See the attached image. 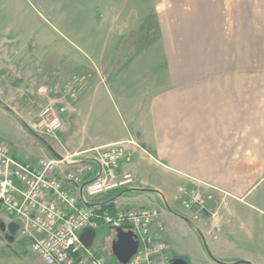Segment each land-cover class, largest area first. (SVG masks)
Returning <instances> with one entry per match:
<instances>
[{
    "label": "crops",
    "instance_id": "0c3cea01",
    "mask_svg": "<svg viewBox=\"0 0 264 264\" xmlns=\"http://www.w3.org/2000/svg\"><path fill=\"white\" fill-rule=\"evenodd\" d=\"M48 7L47 13L53 18L63 14L58 19L64 21L66 37L85 46L82 60L113 61V53L97 46L137 43L136 34L152 12L158 13L162 44L189 43L172 40L182 38L169 25V14L181 10L177 0H51ZM225 39L231 41V37ZM242 41L241 36L239 52L227 48L212 54L206 70L201 72L195 64L190 79L178 86L170 79L164 89L146 69L84 71L78 119L86 129L94 126L96 132L83 137V150L125 140L143 147L136 148L133 160L122 168L132 172L135 181L129 187L134 190L128 191L126 198L123 194L118 205L129 208L124 200L137 199L146 192L142 189H155L164 204L176 212L175 208L181 210L180 189L191 187L195 179L220 190L215 195L219 212L224 213L232 199L246 201L263 180L264 54L262 59L258 52L255 54V69L249 70L251 55ZM252 77L256 78L254 83ZM201 87L207 89L206 107L201 101ZM61 115L66 120H78L68 108ZM100 130L107 132L100 134ZM164 207L166 228L158 243L164 247L167 260L160 264H174L176 253L187 260L179 264L248 260L225 251L227 236L207 237L178 215L182 210L176 214ZM1 219L9 231L13 219L6 212ZM15 242L8 248L0 243V264H44L26 239L19 235ZM208 251L223 263L216 262Z\"/></svg>",
    "mask_w": 264,
    "mask_h": 264
},
{
    "label": "rangeland",
    "instance_id": "374dc122",
    "mask_svg": "<svg viewBox=\"0 0 264 264\" xmlns=\"http://www.w3.org/2000/svg\"><path fill=\"white\" fill-rule=\"evenodd\" d=\"M50 1L0 0V141L5 142L11 153L25 163L51 156L48 146L65 155L86 151L83 150L86 145L81 146V141L86 133L92 135L96 129L94 126L86 129L78 119L79 102L85 89L82 75L85 70L118 69L123 72L129 68L146 69L164 89L170 79L176 80V86L190 79L195 64L201 72L206 70L212 54L223 53L227 48L239 52L241 36L251 55L249 70L255 69L257 52L263 58L264 0H177L181 10L168 15L171 17L169 25L182 38L172 40L189 43L162 44L158 13L152 12L147 14L144 28L136 34L137 43L97 46L107 49L115 57L113 61L92 62L81 59L85 46L76 45L66 37L64 21L58 19L63 14H57L58 18L48 14ZM59 1L63 3L64 0ZM227 37H231V41L227 42ZM252 78L254 83L256 78ZM206 97L207 89L201 87L203 107L207 105ZM46 105H53L56 109L67 106L66 109L74 112L78 120H66L61 115V130L53 136L39 138L37 133L5 109V106L11 107L32 127ZM106 132L99 131L100 134ZM122 191L113 190L90 201L105 202L116 198ZM128 193H124V198ZM140 194L137 199L124 202L134 208H148L156 203L165 211L164 201L158 194ZM228 208L220 213L223 223L216 238L227 236L229 242L225 244V251L228 254L243 255L250 264H264V178L246 201L234 198ZM172 211L177 214V211ZM4 214L5 211L0 208V243L8 248L10 244H16L19 233L13 234L5 228L1 219ZM192 224L193 230L204 229ZM115 236L114 230L100 229L92 244L93 248L108 256L109 264H120L112 249ZM178 247L181 249L182 244ZM182 259L176 253L172 261L187 262Z\"/></svg>",
    "mask_w": 264,
    "mask_h": 264
},
{
    "label": "built area",
    "instance_id": "2783aa9c",
    "mask_svg": "<svg viewBox=\"0 0 264 264\" xmlns=\"http://www.w3.org/2000/svg\"><path fill=\"white\" fill-rule=\"evenodd\" d=\"M65 111L66 107L46 105L31 128L53 136L62 128ZM136 148L143 149L136 141L125 140L61 159L41 157L33 164L20 160L0 141V208L18 223L17 232L30 241L32 252L44 264H109L104 252L81 239L84 231L100 229L130 232L138 241L126 264H160L167 260L158 243L166 228L160 205L124 208L117 204L124 193L105 202L90 201L132 186L134 174L122 168L133 160ZM191 182V187L180 189L182 213L204 227V235L216 238L222 228L215 195L220 190L203 181Z\"/></svg>",
    "mask_w": 264,
    "mask_h": 264
},
{
    "label": "water",
    "instance_id": "95a60500",
    "mask_svg": "<svg viewBox=\"0 0 264 264\" xmlns=\"http://www.w3.org/2000/svg\"><path fill=\"white\" fill-rule=\"evenodd\" d=\"M5 109L10 114H13L14 116L20 118L19 115L11 107L5 106ZM48 149L56 158H58V159L62 158V155L59 154L57 151H55V149L53 147L48 146ZM133 190L134 189H129V190H127V192L133 191ZM140 191L157 192V190H155V189H142ZM165 205L169 210L172 211L171 207L167 204V202H165ZM178 215L181 216L183 219L187 220L188 222L190 221L185 216L180 215V214H178ZM18 228H19V225L15 221H13L9 224V231L13 234H15L17 232ZM95 237H96V231L95 230H87L81 234V239L85 243L86 246H91ZM112 249H113L114 255L117 257V260L121 264H126L131 259V257L136 253V251L138 249V241L135 240V238L132 236V234L130 232H124L122 230H118L117 234L115 236L114 242H113ZM208 252L211 255V252L210 251H208ZM212 258L218 263H223L222 261H220L219 259H217L213 256H212ZM242 263H247V264L249 263L250 264V262L245 261V260H239L233 264H242ZM174 264H179V263H174Z\"/></svg>",
    "mask_w": 264,
    "mask_h": 264
},
{
    "label": "trees",
    "instance_id": "16d2710c",
    "mask_svg": "<svg viewBox=\"0 0 264 264\" xmlns=\"http://www.w3.org/2000/svg\"><path fill=\"white\" fill-rule=\"evenodd\" d=\"M18 118V117H17ZM23 123H24V125H27V127L30 129V130H32L31 128H30V126H28V124H26L21 118H19ZM33 131V130H32ZM36 133V132H35ZM37 136H39V138H42V136H40L38 133L36 134Z\"/></svg>",
    "mask_w": 264,
    "mask_h": 264
}]
</instances>
